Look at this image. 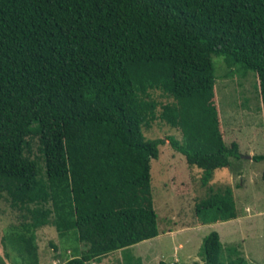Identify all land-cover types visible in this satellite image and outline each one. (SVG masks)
<instances>
[{
    "label": "trees",
    "instance_id": "trees-1",
    "mask_svg": "<svg viewBox=\"0 0 264 264\" xmlns=\"http://www.w3.org/2000/svg\"><path fill=\"white\" fill-rule=\"evenodd\" d=\"M212 55L229 74L239 65L257 75L264 116V0H0V193L20 214L2 239L12 264H40L36 231L50 223L86 245L64 264L167 232L150 172L164 139L142 130L155 117L151 89L180 106L162 112L184 132L168 142L200 170L197 224L239 216L231 185L213 182L241 155L222 136ZM198 255L193 264H247L216 230Z\"/></svg>",
    "mask_w": 264,
    "mask_h": 264
},
{
    "label": "rangeland",
    "instance_id": "rangeland-1",
    "mask_svg": "<svg viewBox=\"0 0 264 264\" xmlns=\"http://www.w3.org/2000/svg\"><path fill=\"white\" fill-rule=\"evenodd\" d=\"M212 61L214 103L219 112L222 136L227 145L236 142L241 155L237 160L231 158L229 170H215L213 182L231 185L236 207L243 217L233 223L230 222L235 218L196 225L199 218L192 200L195 188L192 180L198 182L200 170L190 168L185 157L168 142L173 137L183 140L184 132L179 123L170 125L162 112L164 106L174 105L178 110L180 106L171 95L160 89H151L145 97L153 101L155 117L149 124L143 123L142 130L146 139H164V144L159 146V156L152 158L150 163L157 225L167 232L188 229L161 233L157 238L143 240L89 264H117L118 260L123 264H158L161 260L175 264L201 262L199 247L203 237L213 230L219 231L223 246L237 248L247 264H264V159L249 161L242 158L243 155L264 154V116L257 75L251 70L245 72L239 65L233 66L229 74L230 69L222 56L212 55ZM30 147L37 154V138L31 140ZM39 165L43 166L41 159ZM18 213V209L10 205L7 195L0 193V264L15 261V253L5 255L2 239L8 227L18 224ZM36 241L40 264H64L74 248L78 251L86 249L83 243L75 244L60 237L58 229L51 223L37 229ZM180 242L185 247L184 252L178 248ZM18 263L22 264L20 260Z\"/></svg>",
    "mask_w": 264,
    "mask_h": 264
},
{
    "label": "crops",
    "instance_id": "crops-1",
    "mask_svg": "<svg viewBox=\"0 0 264 264\" xmlns=\"http://www.w3.org/2000/svg\"><path fill=\"white\" fill-rule=\"evenodd\" d=\"M254 155V154H253ZM251 157H252V155H249V157L247 156H242V158L244 159V158H247V159H249V161H252L253 159H251ZM234 160H237V159H234ZM239 173H240V175H241V172L239 171ZM246 209H249V207H246ZM243 216H242V213L239 211V216L237 217V218H235V220H232L230 223H233V222H237V221H239L241 218H242ZM215 223H217V222H215ZM197 226H200V225H198V224H196ZM214 226H216V225H214ZM188 228H181L179 231H177V230H175V231H168V232H166V233H172V232H181V231H183V230H187ZM217 232H219V231H217ZM219 236H220V238L222 239V237H221V235H220V233H219ZM158 236H156V237H154V238H157ZM234 237H236V233L234 234ZM153 240H155V239H153ZM236 240V239H235ZM178 248L182 251V252H184V245L182 244V242H180L179 244H178ZM188 256V255H187Z\"/></svg>",
    "mask_w": 264,
    "mask_h": 264
},
{
    "label": "water",
    "instance_id": "water-1",
    "mask_svg": "<svg viewBox=\"0 0 264 264\" xmlns=\"http://www.w3.org/2000/svg\"><path fill=\"white\" fill-rule=\"evenodd\" d=\"M249 157V156H248Z\"/></svg>",
    "mask_w": 264,
    "mask_h": 264
}]
</instances>
